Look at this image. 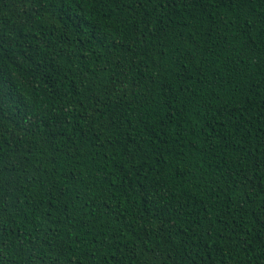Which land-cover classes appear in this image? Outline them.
I'll list each match as a JSON object with an SVG mask.
<instances>
[{
  "label": "trees",
  "instance_id": "16d2710c",
  "mask_svg": "<svg viewBox=\"0 0 264 264\" xmlns=\"http://www.w3.org/2000/svg\"><path fill=\"white\" fill-rule=\"evenodd\" d=\"M0 264H264V0H0Z\"/></svg>",
  "mask_w": 264,
  "mask_h": 264
}]
</instances>
